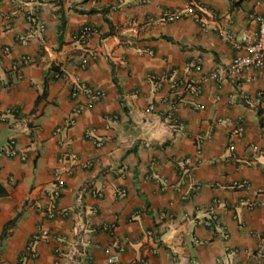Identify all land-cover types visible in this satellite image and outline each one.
I'll use <instances>...</instances> for the list:
<instances>
[{"label": "crops", "instance_id": "obj_1", "mask_svg": "<svg viewBox=\"0 0 264 264\" xmlns=\"http://www.w3.org/2000/svg\"><path fill=\"white\" fill-rule=\"evenodd\" d=\"M117 1L0 0V149L12 138L25 155L0 159V264H107V246L120 264H250L264 234V98L243 96L264 69L198 95L173 81L226 66L239 52L214 27L255 34L264 0H199L204 24L164 20L184 0ZM85 25L97 33L81 39ZM40 229L52 236L32 255Z\"/></svg>", "mask_w": 264, "mask_h": 264}, {"label": "built area", "instance_id": "obj_2", "mask_svg": "<svg viewBox=\"0 0 264 264\" xmlns=\"http://www.w3.org/2000/svg\"><path fill=\"white\" fill-rule=\"evenodd\" d=\"M21 2H28L30 0H20ZM186 5L183 9H175L166 13L164 20L168 22L175 21L177 19L193 17L196 21L204 24L203 15L206 13H210L211 16L213 14L208 10L206 6H204L199 0H184ZM123 6L121 0L115 2L111 8L112 10H116L119 7ZM254 20L258 24V28L255 34H244L241 37L240 41H237L234 34L225 29L224 27L215 26V30L217 33L225 38L227 42H229L233 47L237 49L239 53H237L232 60L226 66H217L212 70H209L206 74H204L199 82H190L185 81L183 79H174V86L179 87L180 89H189L195 95H198L202 91L203 85L207 83H218L223 81L224 79H245L246 81H250L252 79V74L256 71L264 69V12L255 14L253 16ZM125 32L129 34L137 33V27L131 26L129 28L124 29ZM97 31L91 25H85L82 27L79 33V38L86 39L94 34ZM20 43L22 45L27 44V39L20 38ZM7 50V49H6ZM195 69H200V61H197L193 64ZM78 89L90 100H99L105 96V92L103 90H99L93 88L84 82L79 81L77 83ZM264 98V84L261 89L256 91L254 95H244L243 100L246 104L251 107L259 106ZM148 109L153 111L155 109L153 104H149ZM246 130V124L243 119H240L236 127L234 128V133L238 137H242ZM95 145L100 147L102 142L100 140L95 141ZM145 146H149L148 142H145ZM20 156L22 159L25 158V155L19 153V151L15 148V142L11 138L8 142V146L5 149H0V159L3 157H15ZM76 159V157L74 156ZM91 164L85 163L83 166L88 168ZM70 172V170H69ZM63 187V181L61 179H57L55 182V190L51 192L50 198L51 201L54 202L60 194V189ZM96 193V192H95ZM127 193L125 189H118L116 191V196L119 198L126 197ZM49 212V216L52 217L55 214V206L51 205ZM60 213V212H59ZM211 219H215V210H210ZM51 232L47 229L38 230L32 237L29 246V252L33 255L34 251L32 250L33 244L40 239H48L50 238ZM122 251V248L118 251H113L111 247H105L103 249V253L106 258L107 264H120L119 262V253ZM55 252L57 254H62L61 246L56 247ZM250 264H264V234L261 236V242L259 247L253 254V259Z\"/></svg>", "mask_w": 264, "mask_h": 264}]
</instances>
